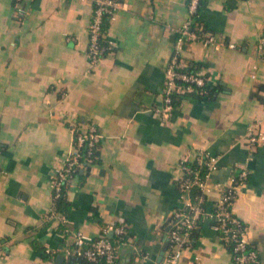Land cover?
Returning a JSON list of instances; mask_svg holds the SVG:
<instances>
[{"label":"crops","instance_id":"1","mask_svg":"<svg viewBox=\"0 0 264 264\" xmlns=\"http://www.w3.org/2000/svg\"><path fill=\"white\" fill-rule=\"evenodd\" d=\"M119 2L107 26L114 49L92 65L93 0H25L24 15L15 0H0V264H81L66 250L74 233L99 236L119 216L132 240L120 246L117 264H163L170 219L183 206L182 162L200 151L219 155L208 210L220 197L216 184L237 183L248 169L233 211L264 264V143L250 151L247 140L256 119L264 132V0L206 1L202 25L236 46L187 42L182 56L212 82L167 114L165 69L190 0ZM75 123L101 134L98 160L67 186V214L40 230L52 212L54 168L74 147ZM60 222L69 235L56 228ZM213 224L204 215L181 264H236ZM46 244L53 253L40 248Z\"/></svg>","mask_w":264,"mask_h":264},{"label":"built area","instance_id":"2","mask_svg":"<svg viewBox=\"0 0 264 264\" xmlns=\"http://www.w3.org/2000/svg\"><path fill=\"white\" fill-rule=\"evenodd\" d=\"M93 2V15L88 29V54L90 63L95 65L106 53L114 49L115 42L108 35V27H105L104 24L114 19L120 2L119 0H93ZM198 4L199 0H190L188 4L189 18L182 26L175 28L178 33L176 46L165 69L164 106L162 108V112L165 114L175 109L172 102L173 91L181 94L196 91L204 93L212 82L211 76L201 69L185 71L182 68L188 63L181 54L187 42L198 40L205 45H213L216 48L223 45L231 48L236 46L235 42H226L218 38L203 25L192 28ZM15 7L17 15H24L28 10L25 0H15ZM258 48L264 56V34L260 36ZM261 123L262 120L256 119L248 127L247 140L250 151H253L260 143H264ZM72 131L74 135L73 150L61 164L54 168L50 180L53 198L50 217H60L54 211L55 199L63 195L64 190L74 178V172L91 163L93 147L101 139V134L94 124L75 123L72 126ZM85 143L88 146L87 156H84L81 150ZM194 162H196V166L185 161L182 162L183 175L180 180V189L183 206L176 209L170 219V229L167 234L169 244L164 254L163 264H181L184 250L190 244L194 230L204 215L207 214L214 218L213 227L220 234L222 241L226 244H232L231 253L236 264H262L258 250L249 244L244 221L233 211L238 184L245 181L248 176V169L243 167L240 170L237 183L216 184L220 197L215 207L208 210L205 202L208 192L212 189L211 175L219 167V155L200 151ZM200 167H205V170L201 171ZM110 229L113 231V235H117L120 240L123 239L119 244L112 241L108 232ZM127 232V223L122 216H119L117 222L112 226L105 227L99 236L92 237L81 230L75 232L73 236L75 244L73 248L67 246L66 250L70 254L83 255L92 260L104 256L107 264H117L120 246L132 240L129 235L125 238ZM45 246L47 253L54 252L50 245L46 244Z\"/></svg>","mask_w":264,"mask_h":264},{"label":"trees","instance_id":"3","mask_svg":"<svg viewBox=\"0 0 264 264\" xmlns=\"http://www.w3.org/2000/svg\"><path fill=\"white\" fill-rule=\"evenodd\" d=\"M206 1L207 0H199V4H198V8L196 10V13L194 15V20H193V23H192V28H196V27H199V25H202V21L200 20L199 18V13H200V10L203 8V6L206 4ZM108 23L109 22H106L104 24L105 27L108 26ZM205 27V26H204ZM206 28V27H205ZM207 29V28H206ZM208 30V29H207ZM178 36V35H177ZM185 71H197L200 66L198 63L194 62V61H191V62H188L185 66L182 67ZM200 93L199 91H196V92H187V93H184V94H181V93H178L177 91H173L172 92V102L174 104V106L176 107L180 101H181V98L185 97V96H192V95H196ZM99 143V142H98ZM81 150L84 154V156H87V150H88V146H87V143H85L82 147H81ZM98 154H99V150H98V144H96L94 147H93V153H92V157H91V162L95 161V160H98ZM193 166H196V162H191L189 163ZM201 168V171H204L205 170V167H200ZM80 171V168H78L75 172H74V177L75 175H77ZM67 189V188H66ZM64 190V193L63 195H61L59 198L55 199V205H54V211H55V214H58L60 215V219H62L64 217L65 214H67L68 210H69V203L67 202L66 200V191L67 190ZM205 206H206V202H205ZM52 218L53 217H50L48 218L47 221H45V224L40 228V230H42L43 228H47L48 226H50L53 221H52ZM56 218V217H55ZM54 220V219H53ZM245 223V222H244ZM246 225V224H245ZM66 226L64 225V222H60L58 225H57V229L58 230H62V231H65V228ZM65 234L66 236L69 235V233L67 231H65ZM129 235V233L127 232L125 238H127V236ZM124 238V239H125ZM112 241L116 244H119L123 239H119L117 235H113L111 237ZM67 241V240H66ZM37 241L34 242V245L37 246ZM74 241L73 242H69L67 243L66 245L73 248L74 246ZM230 248V250L232 249V244H227ZM38 247V246H37ZM40 248H42L44 251H45V246H40ZM46 252V251H45ZM48 254V253H47ZM49 255V254H48ZM71 257H73L75 259V261H78L80 262L81 264H107L106 261H105V257L104 256H100L97 260H92V259H89L88 257L86 256H83V255H77V254H72L71 253ZM118 259H119V256H118ZM118 259H117V262H118ZM130 261V259H129ZM128 264H134L132 262V259L131 261L128 263Z\"/></svg>","mask_w":264,"mask_h":264},{"label":"water","instance_id":"4","mask_svg":"<svg viewBox=\"0 0 264 264\" xmlns=\"http://www.w3.org/2000/svg\"><path fill=\"white\" fill-rule=\"evenodd\" d=\"M109 235L112 237V236H113V231H110V232H109ZM168 244H169V241L166 240V242H165V244H164L162 250L160 251L159 260H162V259H163L164 254H165V252H166V250H167V248H168Z\"/></svg>","mask_w":264,"mask_h":264}]
</instances>
